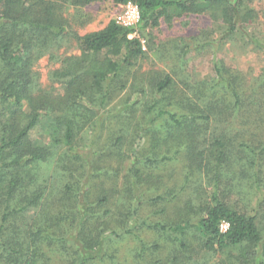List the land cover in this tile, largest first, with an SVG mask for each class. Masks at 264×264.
<instances>
[{
	"label": "trees",
	"instance_id": "trees-1",
	"mask_svg": "<svg viewBox=\"0 0 264 264\" xmlns=\"http://www.w3.org/2000/svg\"><path fill=\"white\" fill-rule=\"evenodd\" d=\"M98 1L0 0V264H113L116 245L126 238L136 243L129 251V264H264V230L254 217L236 212L215 193L209 204L194 205L191 198H181L191 180L201 184L204 172H215L217 178L245 152L253 158L251 166L259 181L264 72L250 87L240 77L223 78L215 69L220 81L212 88L225 90L221 105L226 112L219 122L221 135L215 136L209 151L203 148L207 129L198 120L211 119L206 111L215 110L217 103L212 107L201 90L193 94L202 104L190 98L184 101V92L175 89V77L179 79L175 73L140 76L146 85H136L142 101L135 103L136 109L102 120L99 126L106 136L94 134L88 142L92 156L84 159L78 152L83 143L79 111L97 122L101 109L113 101V85L123 67L145 57L141 39L137 35L129 39L132 31L114 20L82 36L71 31L67 9ZM111 1L115 6L134 3L141 27H157L161 20L170 22L183 15H209L220 20L225 39L239 36L244 46L264 53L252 29L264 23V9H256L264 7V0ZM67 37L78 55L51 72L57 88H38L32 72L35 61L44 55L53 59ZM100 54L105 57L97 59ZM92 104L99 108L94 113ZM140 108L144 114L136 116ZM179 114L190 120L180 122ZM153 115L166 117L174 128L168 125L165 136L159 131L151 134V152L131 149L143 138V127ZM42 119L52 120L49 144L30 138ZM57 150L66 159L61 173L77 183L65 184L52 198L38 184L37 165L56 156ZM175 159L183 163L181 182L177 174L158 172L159 165ZM78 161L82 165L76 167ZM145 210L158 219L148 222ZM223 220L229 223L226 233L218 230Z\"/></svg>",
	"mask_w": 264,
	"mask_h": 264
},
{
	"label": "rangeland",
	"instance_id": "rangeland-1",
	"mask_svg": "<svg viewBox=\"0 0 264 264\" xmlns=\"http://www.w3.org/2000/svg\"><path fill=\"white\" fill-rule=\"evenodd\" d=\"M261 8L264 9L263 6L256 5L257 10ZM119 12V6H115L111 0H101L78 9L68 8L65 17L71 25V31L82 36L103 29L109 21L114 20ZM252 29L254 38L264 45V23L259 22ZM223 33L224 27L220 20L213 19L209 15H183L170 20V22L161 20L159 25L153 28L138 26L135 34L141 39L145 57L134 62L131 61L133 62L132 66L128 69H126V66L123 67V73L116 79L113 85V101L110 106L101 109L100 115L98 114V120L96 118L97 122L91 121L90 115H88L90 117L89 120L83 110L79 111L80 117L77 116L78 124L81 126L79 137L83 139L82 146L78 149L79 154L84 159L89 160L92 156V150L88 148L89 140L96 132L103 136L102 138L106 136L107 132L100 129L99 126L102 120L106 117L111 118V116L123 115L128 110L136 109L135 103L142 101V96L138 93L136 85L139 84L145 88V82H140V76L147 77L152 73L160 75L175 73L181 79L180 81L175 77L178 81L175 89L184 92V101L190 98L199 105L202 104V101H197L193 94V91L197 92L201 90L204 92L201 95L205 94L206 102H213L212 107L217 103L215 110L206 111L211 119L208 121L198 120L207 129L203 148L209 151L212 148L213 140L216 139L215 136L221 135L220 131H222L223 124H219V122L223 119L222 117L226 112V110L224 111L225 108L222 107L223 105H221L227 95L225 90L212 88L213 82L220 81L215 69H220L223 78L227 79L226 77L233 78L237 76L250 87L253 84H257V79L264 72V53L262 51L256 50L252 45L244 46L239 36L225 39ZM75 47V43L71 41V37H67L53 59L44 55L35 61L32 72L37 78L38 88L41 87L45 88L44 90L52 91L59 86L52 83L50 79L51 72L55 68L61 67L62 61L64 65V61L67 58L78 55V50ZM104 57L105 54H100L97 59H103ZM112 59L119 60V58ZM89 61H91V58H89ZM135 77L138 80H134ZM154 99L158 100L159 98L155 95ZM154 99L148 101H153ZM171 100H174V98H171ZM144 103L145 101H143ZM97 104H92L91 110H93V113L99 109ZM181 106L185 108L183 104ZM139 110L138 112L136 111V116L144 114L143 108ZM176 110L183 113V109ZM151 118V124L148 123L147 127H143V138L136 141L131 149L137 148L141 151L143 148V154L147 151L151 152L148 140L151 134L159 131L160 136H165V130L168 125L173 126L170 121L167 123L166 117H156L153 115ZM177 120L183 122L190 120V118L182 120V116L179 114ZM95 123L96 125H94ZM51 125L52 120L42 119L41 123L30 132V138L35 142L49 144L51 142L49 126ZM262 136V140H264V132ZM60 152L61 150H57L56 156L47 162L37 165V173L39 172L38 184L45 187L47 190L46 194H50L52 198H54L58 191H61V188L65 184L70 183L69 185H71L77 183L75 180H67L65 177L66 173H61L63 171L61 168L66 165V163H62L66 162V159H64V154H60ZM235 152H238V150ZM244 154L241 159L236 157L232 161L233 163L228 164V168L222 169L217 178L214 177L215 172H204L201 184L191 180L187 184V193L185 191L181 198L183 200L191 198L194 205L199 203L209 204L211 203L212 194L215 193L219 201L228 205L236 212L254 217L256 223L263 231L264 157L263 166L260 171V173L262 171L263 173L259 176V181L257 179V182L260 183L258 185L255 181L256 168L251 166L253 158L247 156L246 152ZM80 165L82 163L78 161L76 167ZM182 165V160L178 162V159H175L170 163L159 165L158 172H161L165 176L169 174L175 176L177 174L175 178L181 182L183 179ZM124 168L126 169V163H124ZM171 190L173 191V187ZM81 192L83 193V191ZM146 199L147 196H144L142 200ZM146 210L143 213L144 217L148 215V222H155L158 217L149 215ZM143 235H146V231ZM134 243H130V238H126L118 243L116 248L119 251L115 256L113 264L131 263L129 251L132 249ZM159 255L163 256L162 251H159ZM206 264H212V262L208 263L206 261Z\"/></svg>",
	"mask_w": 264,
	"mask_h": 264
},
{
	"label": "built area",
	"instance_id": "built-area-1",
	"mask_svg": "<svg viewBox=\"0 0 264 264\" xmlns=\"http://www.w3.org/2000/svg\"><path fill=\"white\" fill-rule=\"evenodd\" d=\"M120 12L115 16L114 21L122 28L131 30L128 35L129 39H132L136 34V27L140 23V12L138 7L132 3L127 2L124 5L119 6ZM229 229V223L225 220L221 221L218 226L220 233H226Z\"/></svg>",
	"mask_w": 264,
	"mask_h": 264
}]
</instances>
